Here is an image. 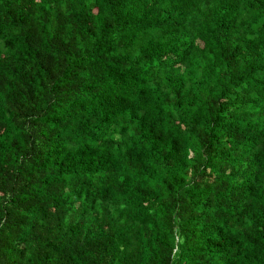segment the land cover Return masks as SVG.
<instances>
[{
  "label": "trees",
  "instance_id": "obj_1",
  "mask_svg": "<svg viewBox=\"0 0 264 264\" xmlns=\"http://www.w3.org/2000/svg\"><path fill=\"white\" fill-rule=\"evenodd\" d=\"M0 264H264V0H0Z\"/></svg>",
  "mask_w": 264,
  "mask_h": 264
}]
</instances>
